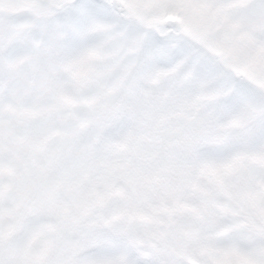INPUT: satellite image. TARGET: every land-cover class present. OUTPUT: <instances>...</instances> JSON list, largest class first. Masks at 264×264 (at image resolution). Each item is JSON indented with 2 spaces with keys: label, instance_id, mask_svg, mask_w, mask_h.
<instances>
[{
  "label": "snow or ice",
  "instance_id": "1",
  "mask_svg": "<svg viewBox=\"0 0 264 264\" xmlns=\"http://www.w3.org/2000/svg\"><path fill=\"white\" fill-rule=\"evenodd\" d=\"M0 264H264V0H0Z\"/></svg>",
  "mask_w": 264,
  "mask_h": 264
}]
</instances>
